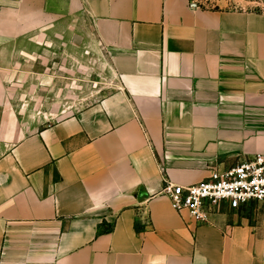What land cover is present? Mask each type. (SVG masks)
<instances>
[{
    "label": "crops",
    "instance_id": "crops-1",
    "mask_svg": "<svg viewBox=\"0 0 264 264\" xmlns=\"http://www.w3.org/2000/svg\"><path fill=\"white\" fill-rule=\"evenodd\" d=\"M41 1L0 0V264H264L263 230L162 194L264 154V12L75 0L116 88L43 125L13 101L69 43L23 23Z\"/></svg>",
    "mask_w": 264,
    "mask_h": 264
},
{
    "label": "rangeland",
    "instance_id": "rangeland-1",
    "mask_svg": "<svg viewBox=\"0 0 264 264\" xmlns=\"http://www.w3.org/2000/svg\"><path fill=\"white\" fill-rule=\"evenodd\" d=\"M191 1L204 9L264 12V0ZM32 4L29 8L33 7ZM34 5L41 9V15L26 16L23 23L43 26L41 33L36 34L37 39L69 43L57 54L56 65L41 67L47 72L50 68L52 78L41 79L40 91L34 96L33 82L23 81L13 93V101L24 118L35 115L41 118L43 125H49L71 115L72 112L67 110L74 104L84 105L88 100L96 99V95L110 93L116 88L117 78L97 49L92 20L82 14L75 0H46L34 2ZM29 35L32 38V34ZM29 70V66L26 67V71ZM56 108L61 111H53ZM167 183L171 182H166L164 187ZM221 215H226L238 226L245 223L254 232L264 231V203H252L238 209L226 207ZM213 224H217L216 220Z\"/></svg>",
    "mask_w": 264,
    "mask_h": 264
},
{
    "label": "built area",
    "instance_id": "built-area-1",
    "mask_svg": "<svg viewBox=\"0 0 264 264\" xmlns=\"http://www.w3.org/2000/svg\"><path fill=\"white\" fill-rule=\"evenodd\" d=\"M193 7H196L192 3ZM172 208L187 211L198 225H210L226 207L241 208L264 203V154L214 170L202 183L182 186L167 183L162 192Z\"/></svg>",
    "mask_w": 264,
    "mask_h": 264
}]
</instances>
